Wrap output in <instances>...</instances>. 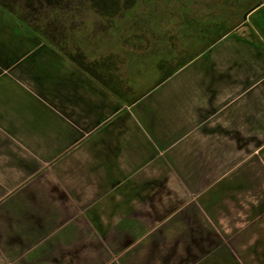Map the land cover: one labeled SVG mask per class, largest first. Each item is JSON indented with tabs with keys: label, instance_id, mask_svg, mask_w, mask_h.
<instances>
[{
	"label": "crops",
	"instance_id": "0c3cea01",
	"mask_svg": "<svg viewBox=\"0 0 264 264\" xmlns=\"http://www.w3.org/2000/svg\"><path fill=\"white\" fill-rule=\"evenodd\" d=\"M221 5L142 91L0 4V264H264V0Z\"/></svg>",
	"mask_w": 264,
	"mask_h": 264
},
{
	"label": "rangeland",
	"instance_id": "374dc122",
	"mask_svg": "<svg viewBox=\"0 0 264 264\" xmlns=\"http://www.w3.org/2000/svg\"><path fill=\"white\" fill-rule=\"evenodd\" d=\"M95 2L98 4L97 10L102 12L92 9L88 3L81 0L82 6L79 7L76 17L74 18V14H69L72 17V25L65 30V37L71 36L73 41L68 43V47L74 50L79 43L81 49L95 56L108 53H119L121 56L123 54L125 63L142 58L143 61L135 63L134 66L135 76L139 77V82L141 81L138 83V89L142 91L151 88L176 64L174 59L177 53L172 48L169 37L180 32L176 36V44H180L185 49L183 55L178 57V60H183L189 55H196L200 47L209 41V38L219 35L224 28L223 25L221 29L220 26L210 28L212 29L211 34L203 35L202 41L193 44L189 40L193 38L195 27L186 20L184 22L185 10L182 9L187 5L191 13L190 18L202 17L204 20L207 19L206 21H211L210 19L217 15L219 7L223 6L221 5L223 0H121L119 5H115L112 0H95ZM118 9L119 13L109 15L119 11ZM229 9L228 4L223 12H228ZM47 16L52 21L55 14L50 16L49 13ZM202 26L208 27V22H204ZM62 31L64 30H60V33ZM169 31H173V34ZM139 36L141 39H137ZM185 36L188 38L190 36V39L186 40ZM122 40L123 42L126 40L127 44H124ZM181 47H179L180 50ZM163 61L168 63L166 69L161 70Z\"/></svg>",
	"mask_w": 264,
	"mask_h": 264
},
{
	"label": "flooded vegetation",
	"instance_id": "af4514ba",
	"mask_svg": "<svg viewBox=\"0 0 264 264\" xmlns=\"http://www.w3.org/2000/svg\"><path fill=\"white\" fill-rule=\"evenodd\" d=\"M80 1L81 0H0V3L3 6H5L9 11H11L24 24L29 26V28L38 31L40 35L44 36L49 40H54L55 38L58 39L61 43V46H64L66 50H70L71 48L68 47V43H70V41H73V37L71 36L65 37V32H66L65 30H67L70 27V25H72L71 23L72 17H70L69 14H74V18H75L77 15V11L79 10V7L82 6L80 4ZM84 1L88 3V5L92 9L99 12V10H97V4H95L94 0H84ZM45 9L47 10L45 11ZM48 9L51 11H49ZM182 9L183 11L185 10V12L183 13L184 22L186 20V22L188 23L187 21L188 15H186L188 11L187 5L183 6ZM49 13L50 16L51 14H55L54 18H52L53 19L52 21L49 20V16H47L49 15ZM67 22H69V24H67ZM179 24H181V22ZM52 26L53 28H51ZM210 28L211 27L209 26L199 28L198 32L196 30L195 32L196 34L193 32L194 34H193V38L191 37L192 39H190V36L189 38L185 36L186 40L190 39L189 41L191 42L195 41L196 43H198L202 41L203 38L201 37L203 35L211 34L213 28L212 29ZM54 30H56V32L58 31V33H56L57 36L54 34ZM60 30H64V31L60 33ZM169 32H172L173 34V31H169ZM178 34H180V32L177 33L176 35L173 34L171 37H169L171 46L177 53L174 59V61H176V64L181 63L180 62L181 60L178 59L183 55L185 50L180 46V44H176L177 41L176 36H178ZM137 39H141V37L139 36ZM179 47H181L182 49L180 50ZM163 63L164 64L161 66L166 69L168 62L163 61Z\"/></svg>",
	"mask_w": 264,
	"mask_h": 264
},
{
	"label": "trees",
	"instance_id": "16d2710c",
	"mask_svg": "<svg viewBox=\"0 0 264 264\" xmlns=\"http://www.w3.org/2000/svg\"><path fill=\"white\" fill-rule=\"evenodd\" d=\"M94 2H95V0H94ZM112 2L115 4V5H119V2H120V0H112ZM96 3V2H95ZM97 7H98V4H97ZM191 7V6H190ZM189 8V7H188ZM119 10V9H118ZM189 11L188 12H190V9H188ZM99 12H100V10H99ZM102 12V11H101ZM118 12H120V10L119 11H117V12H115V13H111V14H109V15H114V14H117ZM230 32V30L229 29H225V28H222V32L217 36V40L218 39H220V38H222L223 36H225L227 33H229ZM208 48H209V46H208ZM62 51H63V53L65 54V55H67L70 59H72L73 61H75V62H77V63H79V64H81V65H83L82 63H80V61L82 60V58H83V56L81 55V53H72L70 50H66L65 48H64V46H62ZM84 66V65H83ZM85 68V67H84ZM87 68V67H86Z\"/></svg>",
	"mask_w": 264,
	"mask_h": 264
},
{
	"label": "water",
	"instance_id": "95a60500",
	"mask_svg": "<svg viewBox=\"0 0 264 264\" xmlns=\"http://www.w3.org/2000/svg\"><path fill=\"white\" fill-rule=\"evenodd\" d=\"M0 4H1V3H0ZM1 5H2V4H1ZM202 52H203V51H202ZM198 55H199V54H198ZM198 55L192 57L191 60L194 59V58H196ZM185 64H187V62L184 63L183 65L179 66L174 72H176L177 70H179V69H180L181 67H183ZM174 72H172V73H174ZM172 73H170L169 75H171ZM169 75H168V76H169ZM166 78H167V77H165L163 80H165Z\"/></svg>",
	"mask_w": 264,
	"mask_h": 264
}]
</instances>
